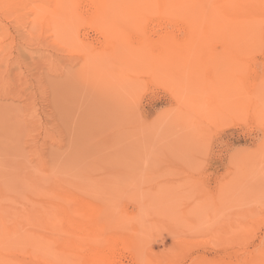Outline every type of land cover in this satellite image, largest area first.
<instances>
[{
    "label": "rangeland",
    "instance_id": "rangeland-1",
    "mask_svg": "<svg viewBox=\"0 0 264 264\" xmlns=\"http://www.w3.org/2000/svg\"><path fill=\"white\" fill-rule=\"evenodd\" d=\"M101 7L0 0V264H264V18Z\"/></svg>",
    "mask_w": 264,
    "mask_h": 264
},
{
    "label": "bare ground",
    "instance_id": "bare-ground-1",
    "mask_svg": "<svg viewBox=\"0 0 264 264\" xmlns=\"http://www.w3.org/2000/svg\"><path fill=\"white\" fill-rule=\"evenodd\" d=\"M99 1L102 4V7L94 12L93 17L102 18V20H104L107 24L116 23L118 21L120 23L125 24V19L127 15H133V13L135 14L139 12L152 11L155 10V7L157 6L158 10L160 12L165 13L169 20H172L175 17L177 11L198 10L199 12L210 11V13L212 14L211 19L213 21H216L215 17L220 15L219 13H222L224 16L232 20L233 23H237V25H235L231 29H225L222 25H214L216 27L214 28V31L212 33L213 35L209 34V39L212 40L226 41L231 40L232 38L237 39L239 36L243 38H249L253 37L256 32L258 34V29L263 28V25L259 21L264 18V8L262 6H259L263 5L260 4L263 2V0H223L220 2H215L214 6H211V10L209 7L207 8V5L211 0H152L147 7L142 9L133 7L132 4H129L128 0ZM185 19L187 22L190 23L191 30L188 32L187 37L185 39L183 38V40L180 41L181 44L175 40V37L172 35V33L168 32L162 34L156 42L154 41L152 43L148 41V43L146 44L147 41H145V43L143 42V44H150L152 48L157 49L156 52H158V54L165 55L171 49L180 47V45H182V48H186L188 44H191L192 42L197 43L195 41H198L201 43V41H203L204 39L203 34L200 33L199 29L195 27L196 25H194L195 23H200V20L196 18L191 19L189 16H186ZM50 207V209H44V212L37 211L38 214H40V221L48 223V220L45 217V213L52 214L53 216H55V204H51ZM56 207L59 214L64 215L68 213L66 208H62L61 206ZM1 226H4L3 231L5 232L7 229L4 222H2Z\"/></svg>",
    "mask_w": 264,
    "mask_h": 264
}]
</instances>
